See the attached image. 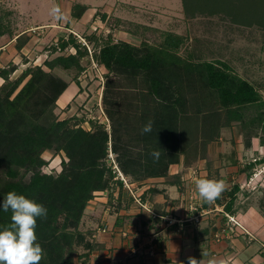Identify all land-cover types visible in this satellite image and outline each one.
<instances>
[{
    "label": "rangeland",
    "instance_id": "1",
    "mask_svg": "<svg viewBox=\"0 0 264 264\" xmlns=\"http://www.w3.org/2000/svg\"><path fill=\"white\" fill-rule=\"evenodd\" d=\"M168 2L171 3V0ZM22 4L18 8L15 0H0V36L3 32L9 33L0 37V73L10 71L6 73L7 79L1 76L0 90L3 86L9 89L19 81L11 94L14 97L37 69L50 77H58L67 86H73L69 99L66 102L65 98L56 100L43 120L65 119L69 127H82L88 131H96L102 126L109 135L114 124L115 129L121 127L131 136L139 135L136 127L140 128L143 124L141 110L153 107L152 102L147 100L150 97L147 92L150 73L118 72L106 68L99 58L101 47L124 42L142 50V53L158 49L174 53L179 59L169 65L167 58L165 65L162 64L153 73L155 77L164 75V83L170 86L169 92L174 95L171 100L180 102L181 107L177 108V114L169 123L175 135L173 144L170 140L169 146L174 145L180 151L178 162L170 164L164 176L135 180L120 170L117 155L108 142L106 159L113 177L108 188L93 192V197L84 208L72 246L74 264L93 263L92 254L99 230L103 232L109 228L112 231L114 224L123 227L127 234L129 228L134 232V226L140 230L139 223L145 221L143 217L148 214L153 216L148 197L151 199L156 195L158 180L169 181L168 178L173 177V181L177 176L174 164L216 158V154L211 153L220 143L231 144L233 151L236 147H252L253 144L264 147V0H186L185 5L179 0L178 6L172 8H133L132 13L128 8L124 9L125 12H118L116 8L104 12L100 8L90 12L91 16L83 20H79L81 16L76 5L69 8V3L62 8V13L60 11L64 17L62 20L49 15L48 8L38 9ZM69 11L76 20L73 24L64 25V12L69 14ZM36 14L40 20L51 16L54 26L32 28L29 32L31 36L25 33L16 39H8L18 33V28L27 29L32 22H39L35 20ZM60 26L69 30H62ZM72 55L77 57L78 64L64 67L56 60ZM185 63L190 65L186 67ZM201 63H212L234 77L247 80L257 91L258 100L235 107L223 106L219 93L209 87L207 73ZM121 142L131 146L134 154L139 149L132 146L142 144V141L137 138L132 141L127 135ZM65 155L63 150H44L41 157L46 164L41 166L42 172L58 174ZM259 156L242 154L241 157L244 161L253 164V160L258 164L247 173L249 178L245 186L250 190H264V178L260 173L264 168L259 165L264 154ZM257 175L262 176L259 178ZM241 186L233 185L215 202L225 201L230 191L239 190ZM185 187L190 190V200L195 201V187L192 190L191 185L185 184ZM148 192L152 195L149 196ZM259 207L263 210L260 204ZM197 208L195 202L189 206L192 211ZM200 215H193L192 221L199 223ZM163 219L166 225L176 222L173 217ZM227 220L228 225L239 226L246 235L253 237L234 217H227ZM115 231L122 235V231Z\"/></svg>",
    "mask_w": 264,
    "mask_h": 264
},
{
    "label": "trees",
    "instance_id": "2",
    "mask_svg": "<svg viewBox=\"0 0 264 264\" xmlns=\"http://www.w3.org/2000/svg\"><path fill=\"white\" fill-rule=\"evenodd\" d=\"M182 1L185 5L186 0ZM76 7L78 15H81L84 8ZM142 52L121 42L101 47L99 54L100 61L110 70L150 73L147 91L150 97L147 100L148 103L152 102L153 107L141 110L143 124L140 128L136 127L139 135L131 136L121 127L115 129L114 124L109 135L102 126L96 131H88L82 127H69L65 119L43 120L46 111L67 88V83L58 77H50L40 69L14 97L11 94L19 81L9 89L3 86L0 90V201L8 192L14 191L47 209L46 219L37 218V242L44 250L40 264H74L72 246L84 208L93 197V192L108 188L113 177L106 159L108 142L117 155L120 170L135 180L164 176L169 165L180 158V151L174 145L169 146V141L173 144L175 137L169 123L177 114V108L181 107L180 102L171 100L174 95L169 92L170 86L165 85L164 75L153 76L162 64L165 65L167 58L169 65L177 63L179 59L174 53L158 49ZM56 60L64 67L71 63L78 64L74 55ZM200 65L205 67L207 83L219 93L223 106L235 107L258 100L257 91L247 80L234 77L212 63ZM3 72L0 76L7 79L6 73L10 71ZM109 116L113 120L112 112ZM149 121L153 122L152 131L142 134L143 126ZM126 135L132 141H136V138L142 141L139 146H132L139 149L135 154L131 146L121 142ZM46 149L63 150L66 154L58 174L41 170V166L46 164L41 153ZM154 151L160 152L158 161H154L151 155ZM237 190L230 191L231 199L225 205L226 210L231 209ZM261 206L264 208V201H261ZM10 217L11 211L0 209V230L10 224Z\"/></svg>",
    "mask_w": 264,
    "mask_h": 264
},
{
    "label": "crops",
    "instance_id": "3",
    "mask_svg": "<svg viewBox=\"0 0 264 264\" xmlns=\"http://www.w3.org/2000/svg\"><path fill=\"white\" fill-rule=\"evenodd\" d=\"M168 1L66 0V3H64V0H37L38 4L34 0H15V6L18 7L20 4L26 3L32 8H48V14L55 16L53 9L57 7L59 10L61 9L62 13V8L68 3L70 4L69 8L79 5L84 8L79 19L81 20L82 18H88L91 16L90 12L100 8L104 12L115 8L118 9V12H125L124 9L128 8L130 9L128 10L129 13H132L133 8L150 10L153 8L161 9L178 6L179 0L177 4H175V0H171V3ZM131 15L129 14V16ZM51 16H46L40 20L36 14L34 16L35 20L38 19L39 22H32L33 24L28 25L27 29L18 28V33L12 38L8 37V39H16L18 35H24L25 33L31 36L29 32H32V28L54 26ZM64 16L66 18L64 25L73 24V21L76 20L70 11L69 14L64 12ZM17 24L20 25L19 23ZM60 28L69 30L64 26H60ZM5 33L9 34L6 31L0 37L5 36ZM2 79L0 76V80ZM62 94L57 100H61ZM68 99L69 96L65 98L64 102ZM233 148L231 144L220 143L218 147H214L211 153L216 154V158L210 157L208 160L174 164V173L177 176L174 177L173 181V177H169V181L158 180L157 187H159V190L157 189L156 195L151 199L148 197L153 209V216L147 213L148 215L143 217L145 221L139 223L140 230L137 229V226H134V232L129 228V234L125 233L123 227H117L116 224H114L115 227L112 231L109 228L103 232L99 230L98 239H96V249L93 254L91 253L93 263L89 261V264H176V262L179 264L180 261L188 264L189 256L195 257L197 260L203 258L205 262L210 258L233 257L239 260L240 264H264V208L262 207V210L259 207L261 200H264L262 198L264 190L261 188L250 190L245 186L249 178L247 175L248 170L258 164L257 161L252 160V164L251 161H244L241 158L242 154L253 157L256 155L263 156L264 147H255L253 144L252 147H240V149L236 147L235 151H233ZM259 165H263L262 167L264 168V159ZM260 173L263 174L264 178V170ZM196 178L223 180L226 187L221 197L226 194V191L232 189L233 185L241 184L242 186L239 190L234 193L235 199L231 209H225V205L230 203V194L226 195L227 199L225 201H217L208 206L206 202L199 198L197 192L196 200H190L191 193L185 187V184L186 186L191 185L190 188L192 190L195 187L194 181ZM152 186L154 187L155 184ZM148 195L151 196L152 192H148ZM194 202L199 208L192 211L189 206ZM197 213L201 214V219L199 223H194L191 218ZM230 216L234 217L240 223V226L252 233L253 237L246 235L239 226L228 225L227 217ZM166 217H173L176 222L166 225V220L163 219ZM115 230L122 231L123 236ZM143 230L144 232H142ZM125 235L126 237H124ZM137 250L140 252L136 253ZM202 253L204 254L203 257ZM95 260L96 262L94 263Z\"/></svg>",
    "mask_w": 264,
    "mask_h": 264
},
{
    "label": "clouds",
    "instance_id": "4",
    "mask_svg": "<svg viewBox=\"0 0 264 264\" xmlns=\"http://www.w3.org/2000/svg\"><path fill=\"white\" fill-rule=\"evenodd\" d=\"M57 20L64 19L59 8L53 9ZM152 121L145 124L141 133L152 131ZM154 161H158L160 152L151 153ZM195 189L199 198L208 204L214 203L221 197L226 184L223 180L208 178H196ZM0 209L4 212L11 211L10 224L0 230V264H40L43 259L44 250L37 242V218H47V209L24 195H18L11 191L0 201ZM202 253V257H203ZM177 264V262H176ZM179 264H184L180 261ZM188 264H240V261L233 258H210L197 260L195 257H188Z\"/></svg>",
    "mask_w": 264,
    "mask_h": 264
},
{
    "label": "bare ground",
    "instance_id": "5",
    "mask_svg": "<svg viewBox=\"0 0 264 264\" xmlns=\"http://www.w3.org/2000/svg\"><path fill=\"white\" fill-rule=\"evenodd\" d=\"M68 88H66L64 91H63V94H62V97H61V100L62 99H64V98H66V97H68V96H70L71 94H72V88H73V86H67Z\"/></svg>",
    "mask_w": 264,
    "mask_h": 264
}]
</instances>
